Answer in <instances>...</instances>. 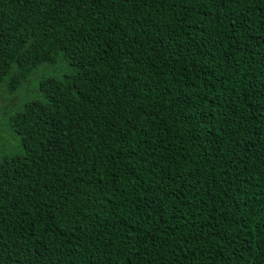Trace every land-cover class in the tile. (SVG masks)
I'll return each mask as SVG.
<instances>
[{
	"label": "trees",
	"instance_id": "1",
	"mask_svg": "<svg viewBox=\"0 0 264 264\" xmlns=\"http://www.w3.org/2000/svg\"><path fill=\"white\" fill-rule=\"evenodd\" d=\"M0 264H264V0H0Z\"/></svg>",
	"mask_w": 264,
	"mask_h": 264
},
{
	"label": "rangeland",
	"instance_id": "2",
	"mask_svg": "<svg viewBox=\"0 0 264 264\" xmlns=\"http://www.w3.org/2000/svg\"><path fill=\"white\" fill-rule=\"evenodd\" d=\"M71 67L61 60L57 65H41L37 67L27 78L23 87L18 89L16 102L13 104L11 97L6 91H2V101H0V157L13 155L21 150L19 139L15 136L8 127L7 116L13 112L17 106H20L23 101L37 96V87L41 79L47 76H60L63 73L70 71Z\"/></svg>",
	"mask_w": 264,
	"mask_h": 264
}]
</instances>
